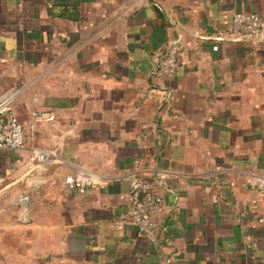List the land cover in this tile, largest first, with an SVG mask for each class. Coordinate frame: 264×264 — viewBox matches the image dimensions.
Here are the masks:
<instances>
[{"label": "crops", "instance_id": "crops-1", "mask_svg": "<svg viewBox=\"0 0 264 264\" xmlns=\"http://www.w3.org/2000/svg\"><path fill=\"white\" fill-rule=\"evenodd\" d=\"M239 11L264 0H0V95L27 127L54 115L45 162L0 150V264H264V39L231 37ZM174 44L176 76L155 78ZM131 172L164 176L152 236Z\"/></svg>", "mask_w": 264, "mask_h": 264}, {"label": "built area", "instance_id": "built-area-1", "mask_svg": "<svg viewBox=\"0 0 264 264\" xmlns=\"http://www.w3.org/2000/svg\"><path fill=\"white\" fill-rule=\"evenodd\" d=\"M231 37L264 39V11H239L233 16ZM215 50L218 46L213 47ZM181 62V48L174 44L162 52L152 69V75L157 79H171L176 76ZM16 97L14 90H7L0 95V150H21L30 148L31 161L43 163L50 152L32 144L36 123L54 120L53 114L33 112L27 125L13 112ZM29 128V129H28ZM163 175L158 177L142 176L138 172L128 174L130 182L128 192L129 217L139 233L152 236L156 230V216L165 211V198L159 191V183ZM68 188L85 193L93 184L91 177L78 172L66 176ZM248 183L264 194V173L253 174ZM28 198L23 197L27 202ZM263 222L264 219L260 218Z\"/></svg>", "mask_w": 264, "mask_h": 264}]
</instances>
